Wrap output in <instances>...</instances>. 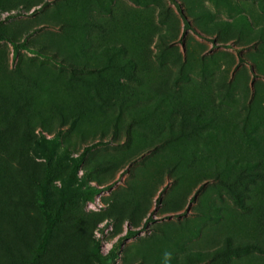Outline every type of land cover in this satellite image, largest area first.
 Masks as SVG:
<instances>
[{"label":"rangeland","instance_id":"obj_1","mask_svg":"<svg viewBox=\"0 0 264 264\" xmlns=\"http://www.w3.org/2000/svg\"><path fill=\"white\" fill-rule=\"evenodd\" d=\"M177 2L0 0V264H264V0Z\"/></svg>","mask_w":264,"mask_h":264},{"label":"trees","instance_id":"obj_2","mask_svg":"<svg viewBox=\"0 0 264 264\" xmlns=\"http://www.w3.org/2000/svg\"><path fill=\"white\" fill-rule=\"evenodd\" d=\"M173 1L176 3L178 10L181 12V14L183 16V19L185 22V28L186 29L192 28V24L190 23V20L188 19V17L184 13L183 8L179 5L177 0H173ZM5 39H7V37L0 32V40H5ZM10 41L13 42V44L15 46V50L17 51L18 44L13 39H10ZM31 50L42 55V56L48 55L41 50H34V49H31ZM48 56L52 60L59 62V60L55 56H53V55H48ZM60 63H62V62H60ZM89 149H90L89 146L85 148V151L81 155V159L84 157L85 153ZM15 151H16V149H11L10 138H8V136H6V135L0 134V156L5 155L7 157L6 159L15 158ZM19 161H20V166H21L20 170H21L22 176L27 178L29 181L36 182L40 191L44 194L47 191L46 186H47L48 174L50 172V169L47 170L44 179H38V178H36L35 175H33L27 169V167L25 165H23V161H21V160H19ZM99 192H100L99 189H93L91 195H89V198L93 199L94 195L99 193ZM4 193H6V192H2L0 190V194L4 195L2 197V200H0V206L1 207L2 206L3 207H12L13 209H17L18 207H21L23 204L26 205V202H22L20 200L12 199L11 194H8V193L4 194ZM30 201L33 202V199ZM240 203H242V202L240 201ZM150 221H153L152 217H150L147 220L146 224H148ZM139 233H140V229L129 228L127 233L124 234L121 239H123V240L131 239ZM51 235H52V229L51 228H45L44 231L39 232L37 244H32V243L28 242L27 240H25L24 238L20 237V240L22 242H24L25 245L27 246V248L29 249L30 255L26 257L23 255H15L14 253L9 252L11 260L19 262L21 264H43L44 260H45V255L47 254V252L51 248L50 247L51 246L50 245L51 244ZM248 249H256V250H260V251L264 252V248L257 243H246L244 245L241 244L238 246V250H248Z\"/></svg>","mask_w":264,"mask_h":264}]
</instances>
